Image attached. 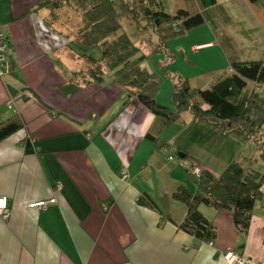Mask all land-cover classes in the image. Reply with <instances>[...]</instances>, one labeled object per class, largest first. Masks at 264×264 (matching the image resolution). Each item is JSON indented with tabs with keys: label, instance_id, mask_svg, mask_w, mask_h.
I'll return each mask as SVG.
<instances>
[{
	"label": "crops",
	"instance_id": "1",
	"mask_svg": "<svg viewBox=\"0 0 264 264\" xmlns=\"http://www.w3.org/2000/svg\"><path fill=\"white\" fill-rule=\"evenodd\" d=\"M38 1L0 0V32L16 65L15 75L0 78V112L16 114L22 123L17 134L0 143V198L10 206L7 220L0 216V264H226L223 254L232 250L243 251L249 264H264V205L256 203L247 233L235 229L230 212L202 208L216 239L199 244L162 222L154 206L138 203L140 194H167L179 182L196 190V184L179 178L175 159L166 152L171 129L162 134L168 145L158 157L145 134L156 132L159 121L137 101L120 109L117 87L107 83L64 95L60 84L80 62L66 39L44 24L43 10H32ZM173 40L175 52L217 47L195 39L178 47ZM24 138L34 153L24 152ZM176 150L179 159L187 158L186 151ZM191 168L194 176V169L219 173ZM51 200L45 210L28 207Z\"/></svg>",
	"mask_w": 264,
	"mask_h": 264
},
{
	"label": "trees",
	"instance_id": "2",
	"mask_svg": "<svg viewBox=\"0 0 264 264\" xmlns=\"http://www.w3.org/2000/svg\"><path fill=\"white\" fill-rule=\"evenodd\" d=\"M248 1L264 10V0ZM170 2L172 0H39L36 10H32H43L44 24L66 39L73 59L80 62L60 84L61 92L69 96L82 88L107 83L120 89V109L137 101L159 121L156 132L145 134L146 139L156 145L155 156L158 157L162 155L161 147L168 145L159 134L173 125L186 127L183 120L186 114L192 113L194 122L198 123L208 119L213 125L235 124L234 130L238 132L241 131L238 124L253 130L264 128V59L261 55L242 58L236 37L225 30L231 20L218 0H181L175 11L169 8ZM177 3L171 4L177 6ZM130 18L143 24V28L136 27L134 33H129L125 28ZM197 29L212 32L215 45L226 56L228 68L239 80L222 71L213 75L211 83L207 81L208 87L198 88L192 87L188 79L179 77L171 93V108L158 99L161 77L143 64L157 55L159 70L166 72L174 58L186 57L181 51L174 52L169 43ZM141 30L149 37L142 36ZM248 30L252 32V40L257 29ZM150 31L156 34L157 42L153 41ZM6 43V62L10 74L15 75L16 65L12 63L7 38ZM55 61L59 69L64 70V64ZM107 73H111L110 79H106ZM208 76L201 77L209 79ZM5 113L6 110L0 112V143L22 129L16 114ZM241 132L250 134L248 130ZM85 135L91 138L90 133ZM21 141L26 154L34 153L29 139ZM261 155L264 166V154ZM253 161L242 155L219 174L201 171L195 192L179 182L167 194L142 193L137 201L143 206H154L162 222H171L199 244H212L216 239L215 226L202 213L203 206L215 213L230 212L235 229L247 233L256 203L264 205V169L255 168Z\"/></svg>",
	"mask_w": 264,
	"mask_h": 264
},
{
	"label": "rangeland",
	"instance_id": "3",
	"mask_svg": "<svg viewBox=\"0 0 264 264\" xmlns=\"http://www.w3.org/2000/svg\"><path fill=\"white\" fill-rule=\"evenodd\" d=\"M172 2L177 3L178 0H172ZM172 2H170L169 8L171 11H175V7H180L181 4L179 3V5L177 3L176 6L172 5ZM218 3L230 17L231 22L225 27V30L236 37V42L239 45V49L242 51V58L250 59V57L255 58L261 55L264 59V10L256 7V5L248 0H218ZM128 20L130 23L126 22L125 29H127L129 33H134L136 27L140 29L143 28V24L136 23L132 18ZM203 28L209 29L208 27ZM251 28L257 29L255 38L252 40V32L248 30ZM205 31L210 34V37H205ZM143 33H146L145 30H141V35L149 37L148 33L147 35ZM150 34L153 36V41L157 42L156 34L152 31H150ZM192 39H195L196 42L210 40L212 43H215L212 32L204 29L201 31L197 29L191 33L188 32L179 37H175L173 43L178 47H183L187 46ZM176 51H183L186 57H177L176 60L174 58L173 62L168 59V62H171V64L166 68V72L159 70L157 55L150 57V59L143 64L149 71L156 72L161 77L162 84L159 89L158 99L162 103L170 105L171 108V93L174 83H178L179 77L189 79L190 85L193 87L199 86V84L204 85L207 81L212 82L213 75L219 72L222 73V71L226 72L228 76L234 77L235 79L237 78L228 68L227 58L218 46L200 53L184 51V49L181 48ZM164 57L166 58L165 55ZM175 65H177L178 70L174 69ZM196 71L204 72L205 75L208 74L209 79L198 77ZM9 74L10 72L7 75ZM110 74L111 73H107L105 75L106 79L111 78L109 76ZM7 75L2 76V78H5ZM208 86L204 87L206 88ZM10 100L12 99L7 101ZM121 103L122 101L120 100L118 103L119 107H121ZM208 114L210 115L211 112H208ZM183 120L185 123L184 125H187L186 127L181 129L180 126L183 124H177L169 128L171 129V135L168 136L170 148L166 150V152L175 159L174 162L177 167L176 173L179 178L181 180L185 179L189 185L195 186V182L198 179V177H196L198 174L194 173L196 176L192 174L191 166L193 165L205 169L212 168L220 173L229 163L236 161L239 156L244 155V157L254 159L253 164L255 168L260 170L264 169L262 159H260V155L264 154V128L253 130L246 125L238 124L241 126L239 130H248L250 134L247 132H238L234 130L237 126L235 124L223 125L220 123L213 125L208 119L200 120L201 122L199 123L194 122L195 117L192 113L186 114ZM166 133L167 129L161 132L159 137L163 139V135H167ZM176 149L186 151L188 154L187 158L179 159ZM202 208L205 207L203 206L201 209ZM262 211L264 212V209ZM241 252L244 254L243 251ZM244 258L246 259V264H249L248 257L244 255Z\"/></svg>",
	"mask_w": 264,
	"mask_h": 264
},
{
	"label": "built area",
	"instance_id": "4",
	"mask_svg": "<svg viewBox=\"0 0 264 264\" xmlns=\"http://www.w3.org/2000/svg\"><path fill=\"white\" fill-rule=\"evenodd\" d=\"M6 38L0 32V78L2 76L7 75L9 73L8 64L6 62ZM12 100L6 102L7 107H12ZM86 138L89 139L90 136L86 135ZM194 173L200 175L201 171L199 169H194ZM122 178H126L127 174L125 171H121ZM197 175V176H198ZM54 200L51 201H37L33 202L28 205L29 208H35L38 210H45L50 204H53ZM10 215V206L8 203L7 198L1 197L0 198V216L2 219L7 220V218ZM223 258L226 262V264H246V259L244 258V254L240 250H233V251H227L224 253Z\"/></svg>",
	"mask_w": 264,
	"mask_h": 264
},
{
	"label": "water",
	"instance_id": "5",
	"mask_svg": "<svg viewBox=\"0 0 264 264\" xmlns=\"http://www.w3.org/2000/svg\"><path fill=\"white\" fill-rule=\"evenodd\" d=\"M180 154H181V155H184V154H182V153H180ZM180 154H179V155H180Z\"/></svg>",
	"mask_w": 264,
	"mask_h": 264
},
{
	"label": "clouds",
	"instance_id": "6",
	"mask_svg": "<svg viewBox=\"0 0 264 264\" xmlns=\"http://www.w3.org/2000/svg\"><path fill=\"white\" fill-rule=\"evenodd\" d=\"M233 251V250H232ZM241 251V250H240Z\"/></svg>",
	"mask_w": 264,
	"mask_h": 264
}]
</instances>
